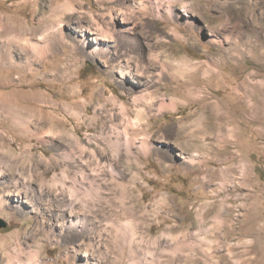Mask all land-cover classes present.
Returning <instances> with one entry per match:
<instances>
[{
    "label": "clouds",
    "instance_id": "obj_1",
    "mask_svg": "<svg viewBox=\"0 0 264 264\" xmlns=\"http://www.w3.org/2000/svg\"><path fill=\"white\" fill-rule=\"evenodd\" d=\"M0 264H264V0H0Z\"/></svg>",
    "mask_w": 264,
    "mask_h": 264
}]
</instances>
